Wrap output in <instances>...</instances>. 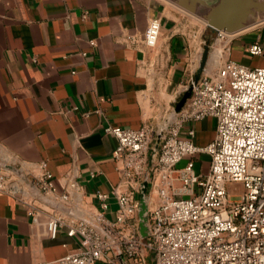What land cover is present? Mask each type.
Returning <instances> with one entry per match:
<instances>
[{"label": "crops", "instance_id": "crops-1", "mask_svg": "<svg viewBox=\"0 0 264 264\" xmlns=\"http://www.w3.org/2000/svg\"><path fill=\"white\" fill-rule=\"evenodd\" d=\"M182 3L0 0V170L21 188L18 194L0 192V264H58L78 240L67 235L66 226L52 238L48 214L67 208L87 218L100 209L97 190L109 192L106 215L116 218L113 190L128 187L113 156L117 139L105 126L168 122L176 112L171 104L194 78L206 45L201 77L214 76L227 60L264 65V55L246 50L258 35L264 39V29H258L264 22L219 37ZM155 18L159 36L149 46L144 34ZM213 37L214 45L207 44ZM216 124L214 117L196 121L194 142L210 143ZM42 162L61 192L71 189V202L50 196L62 207L44 202L34 185ZM135 195L139 203L141 190ZM146 196L148 208L158 203L149 186Z\"/></svg>", "mask_w": 264, "mask_h": 264}, {"label": "built area", "instance_id": "built-area-1", "mask_svg": "<svg viewBox=\"0 0 264 264\" xmlns=\"http://www.w3.org/2000/svg\"><path fill=\"white\" fill-rule=\"evenodd\" d=\"M160 25L155 18L146 28L149 46L156 44ZM246 50L264 55L263 37L258 35ZM189 85L186 104L158 130L149 124L136 129L105 126L117 139L113 156L128 190H113L119 205L114 220L106 215L110 194L102 190L96 192L100 209L87 218L70 210L48 214L52 238L66 226L67 235L78 240L58 264H123L121 254L125 264H146L147 250L155 264H264V65L227 60L214 76L193 78ZM206 117L216 118L215 137L198 146L193 124ZM194 153L209 155L206 175L195 171L194 159L179 166L185 155ZM42 166L34 185L59 202H71V189L61 192L46 162ZM145 179L158 196L148 209L146 239L135 195ZM0 192H21L1 170Z\"/></svg>", "mask_w": 264, "mask_h": 264}, {"label": "water", "instance_id": "water-1", "mask_svg": "<svg viewBox=\"0 0 264 264\" xmlns=\"http://www.w3.org/2000/svg\"><path fill=\"white\" fill-rule=\"evenodd\" d=\"M182 4L187 9L199 15V17L213 30L224 31L230 34L249 28L258 19L264 20V0H183ZM209 51V46L206 45L201 55L199 67L194 76V82H197L201 77L207 63ZM191 92L192 85H189L176 104V112L180 111L186 104ZM32 184L33 183L30 182L29 186L33 189ZM147 187L148 181L145 179L141 183V196L138 206L140 233L144 239H146L149 234L147 226L149 209L146 196ZM42 197L44 198V202L54 203L55 206L62 207V205L54 202L45 195ZM68 211L69 210L66 208L65 212ZM120 261L125 264L122 254L120 255Z\"/></svg>", "mask_w": 264, "mask_h": 264}, {"label": "rangeland", "instance_id": "rangeland-1", "mask_svg": "<svg viewBox=\"0 0 264 264\" xmlns=\"http://www.w3.org/2000/svg\"><path fill=\"white\" fill-rule=\"evenodd\" d=\"M263 22H264V20H261L257 24H260V23H263ZM262 26H264V23H263ZM258 29H262L263 30L264 27L263 28L259 27ZM207 44L213 46L214 45V37L211 40H209V42ZM179 100H180V98H179ZM178 101L173 102L171 104L172 110H174V107H176V104L178 103ZM166 120H167V118L165 119V121H164V118H160L159 125H158L157 122L155 123V125H151V124H149V125H151L153 128H155V130H158L162 126L166 125V123H167ZM188 159H194V160L197 161L196 165H195V171L197 173H201L202 175H206L208 173V171H209V163H210L208 154H205V153L202 154V155L200 153L187 154V155L184 156V159L179 163V166L184 165V163ZM197 190H198V188H197ZM234 198H236V197H234ZM100 264H106V263H100ZM146 264H154V255H153L152 251H150V250H147V252H146Z\"/></svg>", "mask_w": 264, "mask_h": 264}, {"label": "bare ground", "instance_id": "bare-ground-1", "mask_svg": "<svg viewBox=\"0 0 264 264\" xmlns=\"http://www.w3.org/2000/svg\"><path fill=\"white\" fill-rule=\"evenodd\" d=\"M226 33V32H225ZM227 34H230V33H227Z\"/></svg>", "mask_w": 264, "mask_h": 264}]
</instances>
